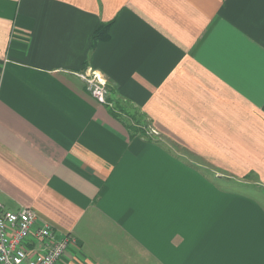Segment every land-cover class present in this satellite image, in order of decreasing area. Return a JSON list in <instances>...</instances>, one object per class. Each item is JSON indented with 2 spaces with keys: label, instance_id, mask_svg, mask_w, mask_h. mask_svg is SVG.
I'll use <instances>...</instances> for the list:
<instances>
[{
  "label": "crops",
  "instance_id": "1",
  "mask_svg": "<svg viewBox=\"0 0 264 264\" xmlns=\"http://www.w3.org/2000/svg\"><path fill=\"white\" fill-rule=\"evenodd\" d=\"M0 188L56 264H264V0H0Z\"/></svg>",
  "mask_w": 264,
  "mask_h": 264
},
{
  "label": "built area",
  "instance_id": "2",
  "mask_svg": "<svg viewBox=\"0 0 264 264\" xmlns=\"http://www.w3.org/2000/svg\"><path fill=\"white\" fill-rule=\"evenodd\" d=\"M81 76L95 98L112 104L103 76L92 71ZM152 132L158 133L154 128ZM74 241L72 235L60 234L47 222H40L33 207L13 210L0 199V264H56Z\"/></svg>",
  "mask_w": 264,
  "mask_h": 264
},
{
  "label": "trees",
  "instance_id": "3",
  "mask_svg": "<svg viewBox=\"0 0 264 264\" xmlns=\"http://www.w3.org/2000/svg\"><path fill=\"white\" fill-rule=\"evenodd\" d=\"M109 26L110 24H105L104 26H101L95 33L94 40L101 39V38H107ZM108 100L112 103L110 99ZM114 101H115L114 103L115 109L120 113H124L128 115V117L134 120L138 126L130 122L128 119L123 118L121 114H119L117 111H115L111 107H110V111H111L110 113L117 119H120L122 123L124 124V126L130 131L132 135H140L145 138H150L151 136H148L145 130L142 129V126H145V125L147 126L149 124L147 115L139 107H136L130 104V102H121V100L119 99H116Z\"/></svg>",
  "mask_w": 264,
  "mask_h": 264
},
{
  "label": "rangeland",
  "instance_id": "4",
  "mask_svg": "<svg viewBox=\"0 0 264 264\" xmlns=\"http://www.w3.org/2000/svg\"><path fill=\"white\" fill-rule=\"evenodd\" d=\"M106 88H107V90H108V92H109V84H108V82H106ZM108 95H109V93H108ZM115 97H118V96H115ZM109 106H111V107H113V109L115 108L114 107V102H112V104L111 105H109ZM115 111H117L116 109H114ZM118 112V111H117ZM119 114H121V116L123 117V118H126V119H128L130 122H132L133 124H135L136 126H138L136 123H135V121L134 120H132V119H130L129 117H128V115H126V114H122V113H120V112H118ZM149 120V119H148ZM146 123V122H145ZM140 127V126H139ZM142 129L143 130H145V132H146V134L148 135V136H151V137H160V135L158 134V133H155V132H152V130H153V126L151 125V123H150V121H149V124L146 126H142ZM176 148V150H178L179 152H181L186 158H188V157H192V155L190 154V153H188V152H186L184 149H181V148H179V147H175ZM194 157V156H193ZM237 186V185H236ZM238 187H240V186H238ZM240 188H242V189H244V190H247L248 192L250 191V190H252V189H250V187H240Z\"/></svg>",
  "mask_w": 264,
  "mask_h": 264
}]
</instances>
